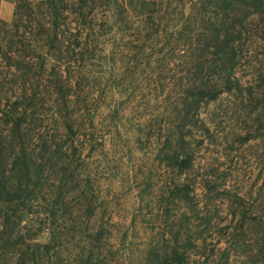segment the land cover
Listing matches in <instances>:
<instances>
[{"label":"trees","instance_id":"1","mask_svg":"<svg viewBox=\"0 0 264 264\" xmlns=\"http://www.w3.org/2000/svg\"><path fill=\"white\" fill-rule=\"evenodd\" d=\"M248 25L264 32V0H0V264H264V192L222 235L189 217L205 107L240 95L264 116ZM126 161L149 165L129 223L125 187L107 195ZM150 166L171 179L158 207ZM143 208L159 226L137 228Z\"/></svg>","mask_w":264,"mask_h":264},{"label":"rangeland","instance_id":"2","mask_svg":"<svg viewBox=\"0 0 264 264\" xmlns=\"http://www.w3.org/2000/svg\"><path fill=\"white\" fill-rule=\"evenodd\" d=\"M11 10V6L4 3L1 16L9 17ZM243 70V73L248 75L246 78L248 88L258 85L254 79L258 72L264 70V32L259 25L256 28L248 25V67ZM201 116L206 120L212 136L207 137L202 145L199 162L195 164L194 171L190 174V177L196 180L194 203H197L198 211L193 210L189 217L196 219V223L200 225L199 229L205 227L202 218L204 222L210 223L205 234L222 235L224 227L230 222L234 225L244 216L248 218V198L256 200L262 197L264 192V116H260L258 110L244 97L228 94H223L217 101L209 103ZM256 129L258 131L254 133ZM110 148L109 142L105 149ZM134 158L148 162L144 154L136 155ZM126 163H117L118 166L114 164V169L107 175V185L110 186L107 188V195L110 200L115 201L124 190L122 185L125 187L123 202L128 209L120 211L115 205L117 211L114 210L111 215L117 219L121 212L120 214L127 215L129 223L134 210L139 209L135 202L139 190L133 188L138 182L135 178L142 181L143 172L149 165L128 161ZM150 167L156 171L151 179V188L145 192L148 196L145 195L148 198L147 202L158 207L156 192L162 184L156 181L165 182L171 179L160 176L164 173L163 170ZM183 177H189V174L186 173ZM146 212L147 210L143 208L142 216L137 218V228L141 232L142 222H149V228H153V223L159 226L158 220L159 222L162 220L157 219V211L151 214L150 220H144L143 214ZM183 226L185 227V223ZM220 245H224V240ZM240 260L246 261L244 257Z\"/></svg>","mask_w":264,"mask_h":264}]
</instances>
